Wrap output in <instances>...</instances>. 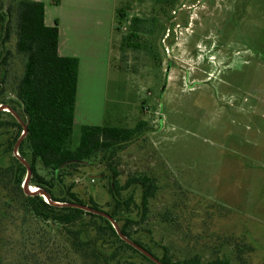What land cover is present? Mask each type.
<instances>
[{
	"label": "rangeland",
	"instance_id": "rangeland-1",
	"mask_svg": "<svg viewBox=\"0 0 264 264\" xmlns=\"http://www.w3.org/2000/svg\"><path fill=\"white\" fill-rule=\"evenodd\" d=\"M17 1L0 0V15ZM118 5L127 6L126 19L114 33L106 83L92 89L93 112L80 113L73 143L81 123L143 122L118 166L121 184L133 170L157 179L150 232L139 240L158 257L149 240L167 246L174 260L264 264V0ZM134 31L128 48L123 38ZM10 49L5 101L23 72V56ZM105 173L95 161L67 182L106 210ZM134 192L138 201L140 190Z\"/></svg>",
	"mask_w": 264,
	"mask_h": 264
},
{
	"label": "trees",
	"instance_id": "trees-1",
	"mask_svg": "<svg viewBox=\"0 0 264 264\" xmlns=\"http://www.w3.org/2000/svg\"><path fill=\"white\" fill-rule=\"evenodd\" d=\"M126 7L115 9V31L126 19ZM5 13V18L0 15V105L16 112L22 124L11 113L0 111V264H155L120 240L108 220L46 203L40 194L24 193L27 170L13 154L23 125L26 134L17 152L31 170L29 187L44 191L53 203H78L109 214L126 238L163 264H226L199 255L174 260L167 246L149 240L161 251L158 257L139 240L150 232L145 226L149 203L159 191L157 179L133 170L121 184L118 166L121 151L142 133L144 123L138 121L131 128L81 124L74 144L78 59L58 54L57 22L46 27L42 2L18 0ZM135 34L125 36L123 45L134 48ZM10 47L23 56V72L10 90L14 98L5 101ZM95 161L106 171V210L92 199H80L73 183L67 182Z\"/></svg>",
	"mask_w": 264,
	"mask_h": 264
},
{
	"label": "crops",
	"instance_id": "crops-1",
	"mask_svg": "<svg viewBox=\"0 0 264 264\" xmlns=\"http://www.w3.org/2000/svg\"><path fill=\"white\" fill-rule=\"evenodd\" d=\"M31 1L43 3L46 27H51L57 22L58 54L74 57L79 61L74 124L79 123L80 113L89 112L90 116L93 112L90 110L91 101H88L89 97L93 98L92 89L98 83H106V71L111 64L110 48L114 33L117 32L114 12L121 0ZM101 77L103 81L99 79ZM100 124L99 122L93 125Z\"/></svg>",
	"mask_w": 264,
	"mask_h": 264
},
{
	"label": "water",
	"instance_id": "water-1",
	"mask_svg": "<svg viewBox=\"0 0 264 264\" xmlns=\"http://www.w3.org/2000/svg\"><path fill=\"white\" fill-rule=\"evenodd\" d=\"M1 110H5L6 112H9L11 113L15 118L16 120L18 121V123L22 124L21 122V118L18 116V114L16 112H14L13 110H11L10 108L8 107H5L3 105H0V111ZM26 134V127L23 125V132L20 136V138H18V140L16 141V143L14 144L13 146V154L14 156L19 160L20 163L23 164V166L26 168L27 170V175L23 181V184H22V188H23V191L25 194H40L41 197L44 199V201L46 203H50V204H53V205H57V206H60V207H71V208H78L79 210H82L84 212H88V213H92V214H95V215H98L99 217L101 218H104L106 220L109 221V223L112 225V227L114 228V230L116 231L117 235L119 236L118 238L120 240H122L123 242H125L126 244L132 246L134 249H136V251H138L139 253H141L142 255H144L147 259H149L150 261H152L153 263L155 264H163L161 263L160 261H158L155 256L153 254H151L150 252H148L147 250H145L144 248L138 246L135 242H133L132 240L126 238L125 235H123L117 225V223L111 218V216L107 213H104V212H101V211H98L97 209H94V208H91L89 206H85V205H79L78 203H67V204H60V203H53L50 201L49 199V195L46 194L44 191H42L41 189L37 188V187H34L35 190H31L32 187H29L28 185V182H29V177H31V170L28 166V164L23 160V158H21L17 152V149H18V145H19V142H20V139L23 138V136Z\"/></svg>",
	"mask_w": 264,
	"mask_h": 264
},
{
	"label": "bare ground",
	"instance_id": "bare-ground-1",
	"mask_svg": "<svg viewBox=\"0 0 264 264\" xmlns=\"http://www.w3.org/2000/svg\"><path fill=\"white\" fill-rule=\"evenodd\" d=\"M31 190H35V188L33 187V188H31Z\"/></svg>",
	"mask_w": 264,
	"mask_h": 264
}]
</instances>
